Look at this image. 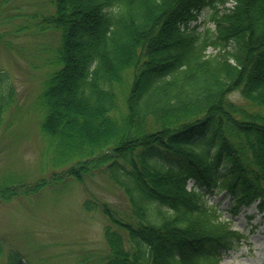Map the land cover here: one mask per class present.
<instances>
[{
	"label": "trees",
	"instance_id": "1",
	"mask_svg": "<svg viewBox=\"0 0 264 264\" xmlns=\"http://www.w3.org/2000/svg\"><path fill=\"white\" fill-rule=\"evenodd\" d=\"M49 2L39 26L59 40L37 95L39 129L51 165L67 164L50 179L104 174L129 206L84 200L107 219L108 250L95 257L218 264L239 233L208 196L224 192L233 212L264 217V0ZM13 92L0 70V123ZM5 178V200L39 187L17 191ZM5 264L25 263L10 250Z\"/></svg>",
	"mask_w": 264,
	"mask_h": 264
},
{
	"label": "rangeland",
	"instance_id": "2",
	"mask_svg": "<svg viewBox=\"0 0 264 264\" xmlns=\"http://www.w3.org/2000/svg\"><path fill=\"white\" fill-rule=\"evenodd\" d=\"M53 9L49 0H0V70L14 90L0 123V183L13 176L17 191L21 185H39L31 193L0 198V264L10 250L25 264H100L95 254L108 250L103 236L107 219L98 208L85 210L84 200L105 201L122 212L129 208L122 189L104 174L94 172L84 183L73 177L50 179L54 170L67 166L51 165L52 152L39 129L37 95L53 69L59 40L56 30L40 29L39 23ZM206 15L204 9L191 24ZM230 98L241 100L239 91ZM229 199L223 192L208 196L239 233L218 264H264V217L254 206L240 205L233 212Z\"/></svg>",
	"mask_w": 264,
	"mask_h": 264
},
{
	"label": "bare ground",
	"instance_id": "3",
	"mask_svg": "<svg viewBox=\"0 0 264 264\" xmlns=\"http://www.w3.org/2000/svg\"><path fill=\"white\" fill-rule=\"evenodd\" d=\"M223 193H224V192H223ZM226 196H229V195H225V194H224V197H226ZM229 197H230V196H229ZM229 201H230V199H229ZM228 204H229V202H228ZM249 207H251V206H249ZM230 208H231V207H230ZM234 212H235V211H234Z\"/></svg>",
	"mask_w": 264,
	"mask_h": 264
}]
</instances>
